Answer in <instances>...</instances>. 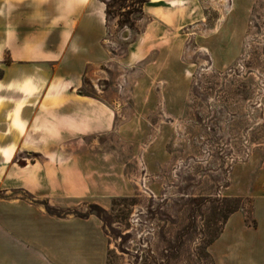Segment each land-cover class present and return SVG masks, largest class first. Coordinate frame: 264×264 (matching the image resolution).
<instances>
[{
	"label": "rangeland",
	"instance_id": "374dc122",
	"mask_svg": "<svg viewBox=\"0 0 264 264\" xmlns=\"http://www.w3.org/2000/svg\"><path fill=\"white\" fill-rule=\"evenodd\" d=\"M103 1L106 55L115 58L83 76L78 90L98 97L111 119L72 147L97 158L88 178L98 188L51 198L9 190L0 201L97 219L105 264H213L209 246L227 218L243 209L251 223L250 199L239 192L264 168V0H195L199 16L166 38L177 48L166 67L119 63L151 4ZM2 3L10 24L19 20L30 33L47 0Z\"/></svg>",
	"mask_w": 264,
	"mask_h": 264
},
{
	"label": "crops",
	"instance_id": "0c3cea01",
	"mask_svg": "<svg viewBox=\"0 0 264 264\" xmlns=\"http://www.w3.org/2000/svg\"><path fill=\"white\" fill-rule=\"evenodd\" d=\"M162 1L147 0L141 35L126 45L119 63L175 62L177 48L166 38L199 10L195 0H169L165 7ZM40 12L27 33L19 20L10 24L7 4L0 9V192L88 195L98 188L88 178L96 176L97 158L72 147L89 143L111 119L98 97L78 90L83 76L115 58L105 50L106 5L47 0ZM239 195L250 199L251 223L243 209L227 218L209 246L213 264H264V168ZM105 262L97 219L58 218L26 201H0V264Z\"/></svg>",
	"mask_w": 264,
	"mask_h": 264
},
{
	"label": "bare ground",
	"instance_id": "6f19581e",
	"mask_svg": "<svg viewBox=\"0 0 264 264\" xmlns=\"http://www.w3.org/2000/svg\"><path fill=\"white\" fill-rule=\"evenodd\" d=\"M125 35V34H124Z\"/></svg>",
	"mask_w": 264,
	"mask_h": 264
}]
</instances>
